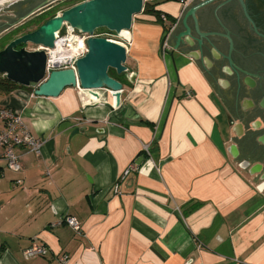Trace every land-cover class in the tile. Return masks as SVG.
<instances>
[{
	"label": "crops",
	"instance_id": "0c3cea01",
	"mask_svg": "<svg viewBox=\"0 0 264 264\" xmlns=\"http://www.w3.org/2000/svg\"><path fill=\"white\" fill-rule=\"evenodd\" d=\"M155 1L168 21L142 12L120 40L137 74L121 79L120 107L107 88L0 94V106L17 109L44 141L39 154L17 149L21 171L0 160V264H60L63 253L69 264H264V194L224 144L235 119L194 59L162 47L195 2ZM129 103L138 119L125 117ZM134 160L141 170L125 176ZM65 215L82 234L52 225ZM34 242L46 252L26 258Z\"/></svg>",
	"mask_w": 264,
	"mask_h": 264
},
{
	"label": "water",
	"instance_id": "95a60500",
	"mask_svg": "<svg viewBox=\"0 0 264 264\" xmlns=\"http://www.w3.org/2000/svg\"><path fill=\"white\" fill-rule=\"evenodd\" d=\"M7 1L0 0V6ZM52 1L13 2L0 13L11 11L16 16L1 15L0 19L14 22L22 11L27 12L28 15L20 18L19 22L42 13L46 4ZM213 1L194 0L195 4L187 6L168 43L194 59L235 119V124L231 126V140L224 143L229 159L264 194V166L256 164L264 159V146L257 138L259 132L255 133L250 124L248 112L242 108V103L248 106L253 103L243 100L246 94L239 95L237 78L238 74L243 77L253 72L257 78L258 74L264 73V34L252 26L254 20L249 0H221L212 4ZM144 6L145 0H84L76 3L47 19L37 29L16 36L0 50V74L44 97H58L67 87L80 86L89 90L107 88L115 93V106L118 108L124 85L110 75V69H115L118 74L125 73L132 83L136 82L137 74L128 72V49L125 44L94 34L97 29L106 28L122 36L123 31L132 29L135 16L144 11ZM65 23L90 34L87 52L76 60V70L54 69L47 74L46 50L29 49L27 45L54 48ZM1 24L8 26V23ZM9 27L3 28L0 33ZM254 77L247 74L244 83L254 86ZM261 104L264 106V100ZM125 117L131 120L140 117L133 104H127ZM249 137L252 141H248ZM250 143L254 148L249 147Z\"/></svg>",
	"mask_w": 264,
	"mask_h": 264
},
{
	"label": "built area",
	"instance_id": "2783aa9c",
	"mask_svg": "<svg viewBox=\"0 0 264 264\" xmlns=\"http://www.w3.org/2000/svg\"><path fill=\"white\" fill-rule=\"evenodd\" d=\"M147 1L153 0H145V2ZM161 19L164 22L168 21L167 14L162 13ZM94 35L107 37L115 41L118 40L113 38L114 35H118L120 38L123 37L117 33L115 34V32L109 31L108 29L106 30V28L104 31L97 29ZM89 36V33H84L74 28L70 24L65 23L62 31H60L58 34L56 46L54 48H45L34 45L32 49L43 48L46 50L48 55L47 74H49L54 69L74 68L76 70V60L87 52V39ZM169 36L170 31L166 34L162 44L164 50L169 48ZM59 41L62 42V46L65 49L73 51L72 54L61 56V53H57L58 56H55V49ZM0 119L5 122V128L0 130V160H4L9 169L13 171H21L23 169L22 155L17 149L25 148L29 151L39 154L44 141L42 138L35 136L30 131V129L24 123L21 113L17 109L9 106H0ZM151 148V143L143 144V151L149 156L151 155ZM140 170V163L137 160H134L126 169L124 175L126 176L132 171ZM59 224H67L71 226L77 234L83 233L81 221L75 216L65 215L62 219H60L58 222H54L52 225L56 226ZM45 252V245L34 242L32 246L24 250V255L26 258H36L42 256L45 254ZM58 260L60 264H69L70 256L68 253H63L59 255Z\"/></svg>",
	"mask_w": 264,
	"mask_h": 264
},
{
	"label": "flooded vegetation",
	"instance_id": "af4514ba",
	"mask_svg": "<svg viewBox=\"0 0 264 264\" xmlns=\"http://www.w3.org/2000/svg\"><path fill=\"white\" fill-rule=\"evenodd\" d=\"M249 3H250L249 7H250L251 12L253 13V20H254V23L252 24V26L253 28L254 27L258 28V30L262 34H264V0H249ZM52 8L53 7L47 10H51ZM252 73H247V74H250L254 77V74ZM247 74H245L243 77L241 74L237 75L238 85L240 89L238 91H239V95L240 94L247 95L243 100L245 99L246 101L251 100L253 104L251 106H248L247 104L242 103V108L248 112L250 124L255 129L254 131L255 133L259 132V135L257 138L260 141V143L264 146V140H262V137L264 136V106H262L261 104L264 100V73L260 75L258 74L257 78L254 77L256 81L254 86H249L244 83V79ZM245 106H248V107H245ZM257 123H259L258 127H256ZM243 134H245V132ZM248 141H252L250 137ZM249 147L254 148V146H252V143L249 144ZM263 151L264 149L262 150V152ZM256 164H261L263 167L264 159H262Z\"/></svg>",
	"mask_w": 264,
	"mask_h": 264
},
{
	"label": "trees",
	"instance_id": "16d2710c",
	"mask_svg": "<svg viewBox=\"0 0 264 264\" xmlns=\"http://www.w3.org/2000/svg\"><path fill=\"white\" fill-rule=\"evenodd\" d=\"M70 1H72V3L70 4V6H72V5L76 4V3L82 2V1H84V0H70ZM37 2H38V1H37ZM37 2H36V3H37ZM36 3L34 2L33 4H36ZM159 4H160V1L155 2V0L145 2V6H144V11H143V13H149V14L155 15V16L157 17V19L160 20V19H161V14H162L163 12H161V11L158 10V9H156L157 5H159ZM30 11H31V10H30ZM47 11H48V10H45V11H43L42 13H40L39 15H44ZM59 11H61V9H56L51 15H48L47 17H45V18H43V19H40V21H39L38 23H36V25H35L34 28H31V29H29L28 31H25L24 33H26V32H30V31H33V30L37 29V28L40 27V26H41V25H42L47 19H49V18L55 16ZM24 13H27V12L22 11V12L20 13L21 15L18 16V18L16 19V21H14V22H10V21H9V22H8V26H11V25L14 24L15 22H17L20 18L25 17L26 15H28V13L25 14V15H24ZM39 15H37V16H39ZM8 26H5V27H8ZM5 27H3V25L1 24V25H0V31H1L3 28H5ZM17 29H18V28H17ZM106 30H107V29H106ZM15 37H16V36H15ZM15 37L10 38L8 41H6L5 43H3V44L0 46V50H2V49H3V48H4V47H5V46H6V45L12 40V39H14ZM22 46H24V45H22ZM19 48H20V47H19ZM109 73H110L111 76H113V77L119 79L120 81H121V79H122L121 76L124 77V76L126 75L125 73H123V74H118V73L116 72L115 69H110ZM19 88H26V89L32 90V88H30V87H26V86H23V85H20V84L14 82V81L8 79V78L5 77L4 75L0 74V94L8 95V94L12 93L13 91H15L16 89H19ZM145 122H146V123H151V122L146 121V120H145Z\"/></svg>",
	"mask_w": 264,
	"mask_h": 264
},
{
	"label": "rangeland",
	"instance_id": "374dc122",
	"mask_svg": "<svg viewBox=\"0 0 264 264\" xmlns=\"http://www.w3.org/2000/svg\"><path fill=\"white\" fill-rule=\"evenodd\" d=\"M12 1H20V0H9L0 6V10H2L4 7L7 6V4L9 2H12ZM155 2H157V1H155ZM71 3H72V1H70V0H54V1L46 4L45 10H47L51 7H53V8L51 10H48L44 15H39L40 13L34 14L28 18L22 19L21 21L15 23L14 25H12L9 28H7L6 30H4L0 34V46L3 43H5L6 41H8L10 38L15 37V36H19V35L23 34L25 31H28L29 29L34 28L36 23H38L40 21V19H43V18L47 17L48 15H51L56 9L64 10V9L70 7ZM3 14H6V12L1 13L0 16ZM37 15H39V16H37ZM99 30L104 31L105 28H100ZM113 38L118 40V41L121 40V38L118 35H114ZM27 46L29 49H32L34 47V45L31 43L28 44ZM121 78H123V76H121Z\"/></svg>",
	"mask_w": 264,
	"mask_h": 264
},
{
	"label": "bare ground",
	"instance_id": "6f19581e",
	"mask_svg": "<svg viewBox=\"0 0 264 264\" xmlns=\"http://www.w3.org/2000/svg\"><path fill=\"white\" fill-rule=\"evenodd\" d=\"M129 33V31H123L122 32V36H127ZM76 46V45H75ZM74 46V48H75ZM73 51L71 50H68V49H65L63 46H62V42L59 41L58 44H57V47L55 49V56H58L57 53H61V56H65V55H69V54H72Z\"/></svg>",
	"mask_w": 264,
	"mask_h": 264
}]
</instances>
